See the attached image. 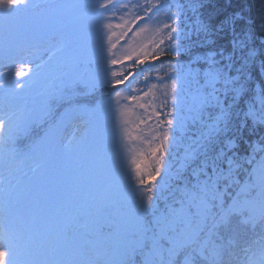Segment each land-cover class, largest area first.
<instances>
[{"label": "snow or ice", "instance_id": "6c2138e0", "mask_svg": "<svg viewBox=\"0 0 264 264\" xmlns=\"http://www.w3.org/2000/svg\"><path fill=\"white\" fill-rule=\"evenodd\" d=\"M36 7L32 0H0L9 61L0 77L13 69L16 77L0 87L35 85L39 97L38 105L23 100L17 111L0 116V151L17 167L34 165L36 207L51 183L49 162L57 158L51 141L65 124L79 119L83 126L82 116L114 104L124 140L138 141L143 150L132 160L130 199L62 201L56 212L62 233L70 235L61 240L51 239L45 226L53 211L45 201L40 226L33 217L0 229V264H264V136L249 142L245 155L237 150L245 131H256L249 121L264 126V85L252 87V77H264V42L255 44L244 16L205 20L204 0H86L51 5L79 9L80 15L53 19L45 28L29 16ZM117 13L120 22L113 24ZM89 25L98 45L86 41ZM120 41L126 50L114 51ZM21 53L40 60L35 70L14 59ZM169 55L187 56L188 63L158 69L159 83H150L154 63ZM81 59L91 70L76 76L71 68ZM116 65L127 71L113 70ZM141 82L146 90L137 87ZM81 85L90 93L110 87L112 95L91 109L72 107L66 97ZM121 85L129 91L117 90ZM65 101L70 107L57 118V105ZM48 121L44 137L26 150L15 148L18 133L27 136L33 125ZM88 235L96 239L82 246L103 260L76 258L82 253L73 241Z\"/></svg>", "mask_w": 264, "mask_h": 264}, {"label": "rangeland", "instance_id": "374dc122", "mask_svg": "<svg viewBox=\"0 0 264 264\" xmlns=\"http://www.w3.org/2000/svg\"><path fill=\"white\" fill-rule=\"evenodd\" d=\"M32 2L36 4L37 7L32 9L29 13L31 20L35 21L38 26L46 28L51 25L53 19L75 20L80 15L79 9L70 7L52 8L50 7L51 5H78L86 2V0H32ZM121 2H126V0H121ZM119 16L120 13H117V19H113L111 22L113 24L120 22L118 19ZM186 23L191 27L193 21L187 20ZM149 27H152L151 23ZM116 31L118 32L119 30L116 29ZM6 39L3 30L0 29V72L4 71L2 63L6 60L4 57ZM86 41L90 46L98 45V39L91 25L88 27ZM52 43H55L52 47L59 46L58 41H53L51 44ZM125 45V41H120L117 49L114 51H125ZM96 51L98 52V46L96 47ZM22 58L26 62L33 64V70H35L34 65L40 62L39 59L28 57L27 55ZM14 59L19 61L21 58H16L15 56ZM44 59L47 60V57L45 56ZM7 61L8 60H6V62ZM53 63H55V61H53ZM168 65L169 64L152 70L153 75L151 76L150 83H159V81L154 78L156 77V71L158 69H165ZM92 67L95 68L96 65ZM90 70L91 69L84 59L74 63L71 68L72 73L76 76L83 75ZM113 70L125 71L126 68L121 65H116L113 66ZM159 75L165 76V73L161 71ZM9 79H16L14 69L11 76L5 73V76L0 77V82H6ZM81 87L84 88L83 85H81ZM137 87L143 89L139 84ZM253 88L258 90L260 85L254 84ZM37 91L38 87L35 85L25 88L22 91L14 89L10 84L8 87H0V108L7 107L9 109L18 110L23 100L31 102L33 99L36 100L38 105L39 97L36 96ZM128 91L129 90L122 93H127ZM1 101L3 103H1ZM122 103L126 104L127 101H122ZM93 107L94 106H80L81 109H91ZM59 116L60 115H58L57 118H59ZM82 119L85 120L86 123L83 125V130H81L78 125L74 127L72 135L77 136L74 137V140H71L72 135H68L63 139L64 136H62V134L67 129L69 124L67 123L51 141L55 147L57 156V158L51 160L48 165L51 183L48 186L47 193H51L52 195L49 197V195L45 193V195L41 197V207L37 208L34 203L37 192V180L33 172L28 174L25 173V171L28 170L27 168L22 169L24 174L22 173L16 177L15 172L19 168H23V166H14L12 167L13 169H9L8 166L0 165V229H4V225L6 224L8 225V229H12L20 222L30 221L33 217L36 218L37 226H40L45 215L44 202L47 201V207H51L53 211L50 222L45 226L49 227L51 230V239L61 240L65 235L69 234L62 233L61 217L56 212V209L60 208L62 201H79L81 198L90 200H106L117 197L121 199H130L129 188L130 186H135V180H133L134 165L132 164V160H139L140 152L143 150L142 146L138 141L124 140V127L118 119L114 104L111 110L105 109L95 115H84ZM77 120L80 122L79 119ZM128 127L130 130L134 129V125L130 124ZM44 133L45 130L40 133L36 141L44 137ZM20 134H22L23 137H28V135L25 136L22 132H20L19 135ZM132 134L135 135V131H133ZM1 153L2 151H0V154ZM3 161L4 160L0 158V164H3ZM147 170L150 171L151 169ZM8 175L10 180H12L10 183V180H5V177ZM17 180L20 181L19 184H17ZM160 183H164V181H160ZM169 183L171 184V181H169ZM165 195H167V193H165ZM63 211L64 209H61V212ZM2 223H4L3 227ZM84 241H87L85 237L83 240L78 238L73 241V247L82 253L76 256L77 259L103 260L105 258L103 255H97L94 252H92L94 256L91 258L87 257L84 252L89 251V248L87 246H82Z\"/></svg>", "mask_w": 264, "mask_h": 264}, {"label": "trees", "instance_id": "16d2710c", "mask_svg": "<svg viewBox=\"0 0 264 264\" xmlns=\"http://www.w3.org/2000/svg\"><path fill=\"white\" fill-rule=\"evenodd\" d=\"M200 11L202 14L201 18L206 20L208 17H212L213 21H219L224 17L232 16L235 13H241L245 20L249 22L248 26L253 34L255 44L259 46L261 42H264V0H204V7ZM178 63L187 64V56H164L159 61L154 63V67L152 69H157L167 64ZM125 71H127V69ZM254 84H259L260 87L264 85V78L260 76L259 73L252 77V87ZM122 86L123 85L118 86L117 90L120 91V87ZM110 95H112V89L110 87H100L96 89L95 92L90 93L86 89L79 86L76 89V95L66 97V101L71 99L73 101V104L71 105L72 107L94 106L96 101L101 99L106 100ZM66 101L63 103L62 107L59 104L57 105V116L62 114L67 108L70 107ZM74 123L75 125L80 126V129L83 130L82 128L84 127L80 125L79 121ZM248 123L249 127H255L256 131L250 132L246 130L242 140L237 142V150L242 156L247 153V145L249 142H255L260 137L264 136V126H254L252 125L251 121ZM36 127L37 129H35ZM39 128L40 125H34L31 129V132L28 134V137H23L18 133L15 141V148L17 150H26L27 146H29L33 141L37 140L36 138H38L40 133ZM73 130V123H69L67 129L65 130V138L68 135L71 136V132ZM5 134H7V130H5ZM35 134L36 138L34 137ZM71 137V140H74V137L77 136L72 135ZM240 175L242 177V182L245 181L247 171H241ZM86 255L91 257L89 252H86Z\"/></svg>", "mask_w": 264, "mask_h": 264}, {"label": "bare ground", "instance_id": "6f19581e", "mask_svg": "<svg viewBox=\"0 0 264 264\" xmlns=\"http://www.w3.org/2000/svg\"><path fill=\"white\" fill-rule=\"evenodd\" d=\"M0 214H1V212H0Z\"/></svg>", "mask_w": 264, "mask_h": 264}]
</instances>
